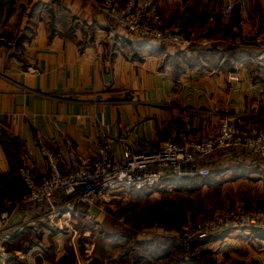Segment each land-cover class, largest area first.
<instances>
[{"label": "crops", "instance_id": "crops-1", "mask_svg": "<svg viewBox=\"0 0 264 264\" xmlns=\"http://www.w3.org/2000/svg\"><path fill=\"white\" fill-rule=\"evenodd\" d=\"M155 1L188 48L109 34L102 0H0V210L25 191L18 174L23 163L37 177L46 172L40 148L63 160L68 150L93 157L100 127L115 159L126 139L141 149L177 139L181 129L199 138L213 134L224 115L240 128H264V58L257 46L238 45L264 34V0ZM227 3L233 5L228 15ZM254 160L229 151L204 165L221 171L236 162L257 175L260 169L249 165ZM226 170L216 178L226 179ZM68 199L21 204L6 231L9 257L0 264H137L106 244L100 247L106 255L92 248L78 255L52 216L87 221L84 209L92 207L74 201L69 208ZM210 241L217 263L264 264V231L223 230ZM143 262L167 264L149 256Z\"/></svg>", "mask_w": 264, "mask_h": 264}, {"label": "built area", "instance_id": "built-area-1", "mask_svg": "<svg viewBox=\"0 0 264 264\" xmlns=\"http://www.w3.org/2000/svg\"><path fill=\"white\" fill-rule=\"evenodd\" d=\"M233 5L227 3L223 13L230 14ZM101 14L113 29L109 34L127 33L140 40L188 48L190 41L176 28L167 24L152 0H102ZM253 44L261 49L264 58V34L243 37L238 45ZM237 81V77L230 78ZM102 141L93 157H81L73 150L65 153L64 160L53 152L40 148L46 162V172L37 177L26 164L18 169L24 186L20 198L7 200L0 210V261L9 257L6 231L13 223V214L23 203L37 207L51 204L58 197L69 198L64 204L73 207L74 201L106 211L118 193L150 191L167 178H204L210 169L205 160L214 154L233 152L255 160H264V128H240L227 115L219 118L213 134L191 138L181 129L177 139L167 138L158 147L137 149L126 139L120 159H115L108 138L99 128ZM69 214L54 213L52 224L61 229L70 219ZM223 230L264 231V206L235 207L216 210L196 223L189 236L205 239Z\"/></svg>", "mask_w": 264, "mask_h": 264}, {"label": "rangeland", "instance_id": "rangeland-1", "mask_svg": "<svg viewBox=\"0 0 264 264\" xmlns=\"http://www.w3.org/2000/svg\"><path fill=\"white\" fill-rule=\"evenodd\" d=\"M152 1L157 6L156 1ZM251 164L260 169L257 175L242 166L234 165L235 170H231L233 165L229 164L221 171L211 169L204 178H167L147 192L115 194L114 202L106 211L100 212L94 207L90 211L84 209L89 215L87 221H68L59 230L67 244L77 246L78 255L89 248L95 250L96 255H106L100 251L106 244L111 254L125 250L137 264H146L143 261L147 256L167 264H178L180 260H192L191 264H223L215 260L217 249L210 244L212 235L198 239L187 234L216 210L241 203L248 207L264 206V160H254ZM226 169L231 170L226 179H217V173L221 175ZM241 178L244 181H236ZM260 178L261 182L255 181ZM65 226L70 229L69 233L62 230ZM155 244L158 245L156 251L153 250ZM134 247H137L135 253ZM166 254L170 257L164 260Z\"/></svg>", "mask_w": 264, "mask_h": 264}, {"label": "trees", "instance_id": "trees-1", "mask_svg": "<svg viewBox=\"0 0 264 264\" xmlns=\"http://www.w3.org/2000/svg\"><path fill=\"white\" fill-rule=\"evenodd\" d=\"M260 51H261V49H260ZM198 178H200V177H198ZM169 180V179H168ZM171 180V179H170ZM263 182H264V173H263ZM157 246L158 245H156L155 244V247H153L154 249V251H156L155 250V248L157 249ZM191 259H193V258H191ZM193 261L192 260H180L179 262H178V264H191Z\"/></svg>", "mask_w": 264, "mask_h": 264}]
</instances>
